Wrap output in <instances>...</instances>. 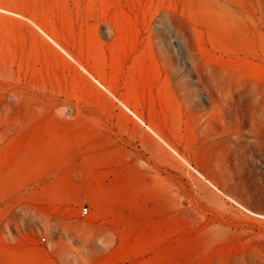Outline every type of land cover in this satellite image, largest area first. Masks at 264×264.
Masks as SVG:
<instances>
[{
    "label": "rangeland",
    "instance_id": "obj_1",
    "mask_svg": "<svg viewBox=\"0 0 264 264\" xmlns=\"http://www.w3.org/2000/svg\"><path fill=\"white\" fill-rule=\"evenodd\" d=\"M0 264H264V0H0Z\"/></svg>",
    "mask_w": 264,
    "mask_h": 264
},
{
    "label": "built area",
    "instance_id": "obj_2",
    "mask_svg": "<svg viewBox=\"0 0 264 264\" xmlns=\"http://www.w3.org/2000/svg\"><path fill=\"white\" fill-rule=\"evenodd\" d=\"M89 212H90V209H89V207L88 206H84V207H82L81 209H80V213H81V215H88L89 214Z\"/></svg>",
    "mask_w": 264,
    "mask_h": 264
},
{
    "label": "crops",
    "instance_id": "obj_3",
    "mask_svg": "<svg viewBox=\"0 0 264 264\" xmlns=\"http://www.w3.org/2000/svg\"><path fill=\"white\" fill-rule=\"evenodd\" d=\"M61 160V159H60Z\"/></svg>",
    "mask_w": 264,
    "mask_h": 264
}]
</instances>
